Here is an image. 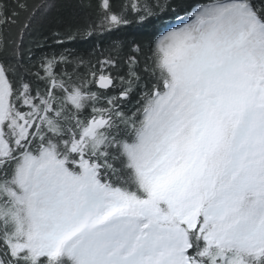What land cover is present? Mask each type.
I'll return each instance as SVG.
<instances>
[{
  "label": "trees",
  "instance_id": "16d2710c",
  "mask_svg": "<svg viewBox=\"0 0 264 264\" xmlns=\"http://www.w3.org/2000/svg\"><path fill=\"white\" fill-rule=\"evenodd\" d=\"M208 37L212 54L241 41L225 56L264 91V0H0V264H92L99 253L71 236L79 223L60 230L88 172L106 207L84 237L108 239L118 257L264 264V145L241 179L230 167L241 117L185 59ZM34 222L46 244L30 240Z\"/></svg>",
  "mask_w": 264,
  "mask_h": 264
},
{
  "label": "rangeland",
  "instance_id": "374dc122",
  "mask_svg": "<svg viewBox=\"0 0 264 264\" xmlns=\"http://www.w3.org/2000/svg\"><path fill=\"white\" fill-rule=\"evenodd\" d=\"M233 19L240 23V18L233 17L232 21ZM188 30L187 28L186 31ZM175 37L176 39H183L186 38V34L178 33ZM217 40L214 37H208L206 41L202 42V48L197 53H191L185 59L189 65L193 66L191 68L192 79L205 68L199 73L195 83L201 89H204L210 97L218 99L223 105H226L233 111L236 116L241 117L240 125L232 140L234 151L231 155L230 167L239 169L241 171L239 173L240 178L245 179L249 176L250 169L244 167V163L251 158L259 157L262 152V146L264 145V115L255 110L256 106L262 104L261 99L264 91H257L251 88V81L244 74V67L235 55L230 54L229 56H225L229 53L228 49L232 52H239L241 49V41L235 39L234 42L229 41L230 43H226V39H223L222 45L220 47L218 46V54L204 52L215 46ZM219 44L221 43L219 42ZM248 45V50L254 49L251 40H249ZM204 54H208L206 58L202 57ZM223 56L225 57L219 64L208 67L211 64L218 63ZM260 66H264L263 59L260 61ZM3 108V102L0 100V117L3 115ZM187 126L189 125L182 126V132L189 129ZM24 133L25 130H21V135H24ZM183 142H185V139ZM86 176L89 182L80 191L82 204L79 205L73 215L64 220L60 230L79 223L80 227L74 230L71 236L76 241V244L82 246V250L99 253L98 256L96 255V259L92 261V264H140L139 261L133 262L130 258L125 256L118 257L117 254H113L111 252L113 246L108 239H89L84 237L92 233L93 229L86 226L83 227V223H89V221L100 214L106 207L101 189L94 185L92 173L88 172ZM36 184H39V190L43 193L41 199H45L46 178L41 179L40 174H38L35 186ZM228 198V190L223 189L221 195L218 196V200L221 201L220 205L208 210L211 218L216 220L222 218L224 214V205L222 203L227 202ZM35 223L34 229L37 231L34 236L30 237V240H42L46 244V225L39 226ZM44 251L42 250V253Z\"/></svg>",
  "mask_w": 264,
  "mask_h": 264
},
{
  "label": "water",
  "instance_id": "95a60500",
  "mask_svg": "<svg viewBox=\"0 0 264 264\" xmlns=\"http://www.w3.org/2000/svg\"><path fill=\"white\" fill-rule=\"evenodd\" d=\"M111 79L109 77H100L97 81V87L100 89H106L111 86ZM262 104L255 107V110L261 112L264 115V93L262 95Z\"/></svg>",
  "mask_w": 264,
  "mask_h": 264
}]
</instances>
